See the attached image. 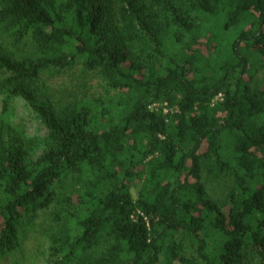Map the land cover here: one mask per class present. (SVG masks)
<instances>
[{
	"label": "trees",
	"instance_id": "obj_1",
	"mask_svg": "<svg viewBox=\"0 0 264 264\" xmlns=\"http://www.w3.org/2000/svg\"><path fill=\"white\" fill-rule=\"evenodd\" d=\"M0 99V264H264V0H0Z\"/></svg>",
	"mask_w": 264,
	"mask_h": 264
},
{
	"label": "rangeland",
	"instance_id": "obj_2",
	"mask_svg": "<svg viewBox=\"0 0 264 264\" xmlns=\"http://www.w3.org/2000/svg\"><path fill=\"white\" fill-rule=\"evenodd\" d=\"M63 79H50L52 86L59 84ZM67 82V81H66ZM8 111L3 112L2 101L0 99V128L7 127L16 133L21 134L23 131L29 137H40L45 135V130L38 123V121L33 118L32 114L24 106L20 100L12 101L7 107ZM11 127V128H10Z\"/></svg>",
	"mask_w": 264,
	"mask_h": 264
},
{
	"label": "built area",
	"instance_id": "obj_3",
	"mask_svg": "<svg viewBox=\"0 0 264 264\" xmlns=\"http://www.w3.org/2000/svg\"><path fill=\"white\" fill-rule=\"evenodd\" d=\"M217 99H221V95H218V96H217Z\"/></svg>",
	"mask_w": 264,
	"mask_h": 264
}]
</instances>
